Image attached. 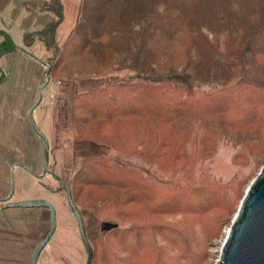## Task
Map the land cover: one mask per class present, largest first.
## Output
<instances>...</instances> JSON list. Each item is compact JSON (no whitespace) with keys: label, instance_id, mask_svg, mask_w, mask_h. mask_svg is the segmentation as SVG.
Returning a JSON list of instances; mask_svg holds the SVG:
<instances>
[{"label":"rangeland","instance_id":"374dc122","mask_svg":"<svg viewBox=\"0 0 264 264\" xmlns=\"http://www.w3.org/2000/svg\"><path fill=\"white\" fill-rule=\"evenodd\" d=\"M149 2L110 4L108 29L124 30ZM99 9L87 0H0V30L15 42L44 61L59 46L35 122L49 138L50 163L85 214L97 251L93 264H216L246 191L264 165V0H202L190 9L193 21L205 22L209 30L197 58L178 69V78L147 73L124 38L114 45L113 62L97 45L75 54L84 14L97 18ZM10 45L0 33V51ZM181 49L170 52L180 65L185 62L177 58ZM39 60L19 49L1 59L8 76L0 85V196L8 188L5 158L42 169L43 141L28 116L45 81L46 66ZM158 80L180 88L160 86ZM114 84L148 91L151 100L135 98L132 105L127 97L113 102L114 95L86 93ZM143 102L158 103L152 109L170 121L131 114ZM94 111L103 117L92 116ZM17 170L13 199L46 197L58 212L57 232L38 264H63V259L85 264L65 193H49ZM42 181L56 185L48 176ZM1 215L0 264H28L31 246L48 228L49 213ZM104 220L119 228L102 233Z\"/></svg>","mask_w":264,"mask_h":264},{"label":"trees","instance_id":"16d2710c","mask_svg":"<svg viewBox=\"0 0 264 264\" xmlns=\"http://www.w3.org/2000/svg\"><path fill=\"white\" fill-rule=\"evenodd\" d=\"M116 1L117 0H87V5H93L97 8L100 7L99 10H102V15L96 18L92 14V16L89 15L90 13L84 14V24L86 26L84 27V31L82 33L77 32V35L75 36L77 40V50L75 54H81V52L83 53L86 51L88 47L91 48V46L97 45L100 46L99 52L101 51L100 53L102 54L103 58L107 59L109 62L111 60L113 62L115 58L114 55L116 53V46L114 45L117 43V40L124 38L126 39L125 43H127V41H131V44L134 46L131 48V50L136 56L134 60L138 63H140V60H142L147 73L150 72L151 74H166L167 76L172 75L177 78L180 77L178 74V69L182 68V66L185 64L190 65L192 60L197 58V52L200 50V42H202V40H207V34L204 33V30L209 29L205 28V22H194L192 13L190 11V9L195 8L202 0H163V2L162 0H149V4H145L143 8L137 9V14L134 16L135 19L126 25L127 28L124 30L121 28L108 29V22L111 18H107L105 15L107 12L106 9L108 7L110 8V4L113 5ZM170 1L177 3L169 8L168 3H170ZM184 6H188V13L181 9L185 8ZM229 7L230 5L227 6V8ZM88 17L91 18L88 19ZM194 23H198L195 28L192 27ZM190 26L192 29L188 30ZM217 32L220 33V31ZM0 33L5 35L11 44L9 48H6L0 52L11 50V40L4 32L0 31ZM137 36L138 38H136ZM43 40L47 43H50L45 37ZM50 41H54V39L52 38ZM80 41H82V44H80ZM23 47L25 46L23 45ZM178 47L182 48L181 50H183V52L178 54L179 56L177 58L180 57V59H185L184 64L181 63V65L179 64V61L177 62L175 55H170V52H173ZM55 51V55L51 59L52 68L54 66L53 61L58 56V49H55ZM95 57L99 60L98 55ZM160 60L166 61V65L161 66ZM96 74L97 73H95V75ZM191 75L199 76V73L197 71H193L191 72ZM191 78L197 79L195 77ZM167 82L168 81L162 82L161 80H158L156 83L160 86L166 83L163 87L169 89L180 88L179 85H170ZM114 85L116 88H108V86H106V88L97 87L86 90V93L93 92V94H97L98 92H103L109 98H111V95H114L113 98L115 99H113V102L116 101L117 97H121L122 99L127 97V99H130V102L132 99V105L135 103V98H147L151 100L148 91L145 92L141 89L136 90L133 89V87L131 89L133 91L130 93L131 90L126 88V86H118L119 84ZM157 104L154 105L153 103L147 104L143 102V104H141L142 107L138 110L133 109L131 114H135L136 116H140L142 118L159 116L161 120L170 121L168 114L164 115L161 110L152 109V107L156 106ZM106 115L107 116H104V118H108V116H110V114ZM92 116L98 118L103 117V115L96 111L92 113ZM127 173L128 175H132L131 171H127ZM105 221L106 220L101 222ZM111 222L115 224L116 228H119V223L114 221ZM96 252L97 251L94 253L93 261L95 259ZM93 261L91 264H93Z\"/></svg>","mask_w":264,"mask_h":264},{"label":"water","instance_id":"95a60500","mask_svg":"<svg viewBox=\"0 0 264 264\" xmlns=\"http://www.w3.org/2000/svg\"><path fill=\"white\" fill-rule=\"evenodd\" d=\"M2 32H4L11 40L12 48L9 51L1 52L0 60L4 55L13 51L14 49H20L26 52L28 55L32 56L33 58L39 60L34 54H31L29 50L15 42L9 34H7L5 31ZM55 49H58V45L55 46ZM39 61L41 62V60ZM41 63L44 64L45 62ZM51 70L52 66L49 65L44 74L45 81L39 87V97L37 101L31 106L29 111V117L33 130L44 141L42 173L43 175L47 171L53 169V166L49 164L50 145L46 135L37 127L36 122L33 118V112L42 101L44 95V88L49 83ZM2 71L4 72L5 80L7 78V73L4 69H2ZM2 82L3 81H1L0 84ZM22 167H24L28 171H31L25 165H22ZM12 170L13 169H11V173ZM57 179L61 183L60 188L64 187L68 192L69 204L76 216L83 243L88 251L86 264H91L93 257V249L87 239L81 216L72 200L70 189L63 183V180L61 178L57 177ZM13 190L14 186L12 183L7 197L3 200L10 199L13 194ZM12 206L46 207L51 211V221L48 233L46 237L35 246L31 254L30 264H37V259L42 249L53 236L57 227L55 207L51 202L41 198L20 200L7 205L5 208ZM112 227L113 225H111V223L109 224V222L103 224V229L105 230L110 229ZM216 264H264V165L256 176V178L250 183L246 191V194L240 204L238 212L230 226L226 239L222 245L220 259Z\"/></svg>","mask_w":264,"mask_h":264},{"label":"flooded vegetation","instance_id":"af4514ba","mask_svg":"<svg viewBox=\"0 0 264 264\" xmlns=\"http://www.w3.org/2000/svg\"><path fill=\"white\" fill-rule=\"evenodd\" d=\"M2 32V31H1ZM15 50V49H14ZM13 50V51H14ZM20 50V49H19ZM13 51H11V52H13ZM11 52H9V53H11ZM1 53V52H0ZM9 53H7V54H9ZM6 54V55H7ZM53 55H55V52L53 53ZM5 56V55H4ZM3 56V57H4ZM2 59V58H1ZM51 59H52V57L50 58H47V59H45V61L44 60H41V62H45L44 64L43 63H41L40 61V63L42 64V65H44V66H46V70H47V68H48V66L49 65H51ZM52 66V65H51ZM2 69H4L5 70V68H3L2 67V65H1V60H0V70H1V72H2V74H3V76L2 77H0V82L1 81H3L0 85H2L6 80H7V78L4 80V78H5V75H4V72L2 71ZM6 71V70H5ZM7 73V72H6ZM45 74V73H44ZM8 76V75H7ZM31 108V107H30ZM30 108H29V111H30ZM28 116H29V112H28ZM33 118H34V120H36V122H37V119H36V109L34 110V112H33ZM29 120H30V117H29ZM30 123H31V121H30ZM31 126H32V124H31ZM33 128V127H32ZM34 131V130H33ZM35 132V131H34ZM36 134V133H35ZM37 135V134H36ZM38 136V135H37ZM39 137V136H38ZM47 138H48V136H46ZM40 138V137H39ZM41 140H42V138H41ZM48 140H49V138H48ZM43 141V140H42ZM49 145H50V142H49ZM43 147H44V141H43ZM49 159H50V157H49ZM25 165V166H27L31 171H28L27 169H25L24 167H22V165ZM49 164L51 165V166H53V169L52 170H49V171H47L44 175L42 174L43 173V154H42V169H41V172L39 173V172H37L35 169H33L30 165H27V164H25V163H23V162H19V161H15V162H9L8 161V159L7 158H5V165H6V167H7V172H8V188H7V192H6V194L4 195V196H0V217L2 216L1 214H4L6 211H16V210H35V209H42V211H44V212H48L49 213V222H48V228H47V230H46V232H45V234L41 237V238H39L32 246H31V248H30V252H29V262H28V264H30L31 262H30V260H31V254H32V252H33V250H34V248H35V246L41 241V240H43L45 237H46V235H47V233H48V230H49V228H50V221H51V211L48 209V208H46V207H8V208H5L7 205H9V204H12V203H14V202H17V201H20V200H30V199H36V198H41V199H45V200H47V201H49V202H51L53 205H54V207H55V210H56V217H57V214H58V212H57V208H56V206H55V204L50 200V199H48V198H46V197H35V198H26V199H13V197H14V195H15V193H16V188H17V185H18V177H17V169L19 168V169H22V170H24V171H26L27 173H29L33 178H35L36 179V181H37V184L38 185H40L43 189H45L47 192H49V193H52V194H56V193H59V192H64L65 193V196H66V202H67V205H68V208H69V210H70V212H71V214H72V216H73V218H74V220H75V222H76V227H77V232H78V236H79V239H80V242H81V244H82V246H83V248H84V250H85V254H86V260H87V255H88V251H87V249H86V247H85V245H84V243H83V240H82V237H81V233H80V229H79V225H78V222H77V219H76V216H75V214H74V212H73V210H72V208H71V206H70V204H69V201H68V192H67V190L64 188V187H62V188H60V186H61V183L59 182V180L57 179V177L58 178H61L62 180H63V183L70 189V191H71V196H72V200H73V202H74V204H75V206H76V208H77V210H78V212H79V214H80V216H81V219H82V222H83V225H84V228H85V232H86V236H87V239H88V241H89V243H90V245H91V247H92V249H93V256H94V253H95V251H96V246L95 245H93L92 244V242L90 241V238H89V234H88V230H87V222H86V217H85V214H84V212L82 211V209L79 207V205L75 202V200H74V194H73V191H72V189H71V187H70V185L68 184V182L65 180V178L63 177V175L61 174V175H59V174H57L56 173V165H55V163H53V164H51L50 163V161H49ZM11 169H13L12 170V173H11ZM42 175V176H41ZM50 177L51 179H53L55 182H56V185H55V183H52V182H47V181H42V179L43 178H45V177ZM13 183V186H14V190H13V194H12V196L10 197V199H8V200H3V199H5L6 197H7V195H8V193H9V190H10V187H11V184ZM106 222H109V224L111 223V225H113V227L112 228H110V229H103V224L104 223H106ZM99 227H100V231L103 233H105V232H109V231H114V230H117L118 228H116V226H115V224L114 223H112L111 221H105V222H100V224H99ZM57 229H58V217H57V227H56V230H55V232H54V234H53V236L55 235V233L57 232ZM53 236L50 238V240L47 242V244L46 245H48L49 244V242L51 241V239L53 238ZM46 245H45V247H46ZM45 247L42 249V251H41V253H40V255H39V257H38V259H37V264L39 263V259H40V257H41V254L43 253V250L45 249ZM1 252V251H0ZM92 261H93V257H92ZM92 261H91V263H92ZM63 264H71V262L70 261H68V260H66V259H63ZM86 264V263H85Z\"/></svg>","mask_w":264,"mask_h":264},{"label":"bare ground","instance_id":"6f19581e","mask_svg":"<svg viewBox=\"0 0 264 264\" xmlns=\"http://www.w3.org/2000/svg\"><path fill=\"white\" fill-rule=\"evenodd\" d=\"M178 237H179V235H178ZM178 242V241H177Z\"/></svg>","mask_w":264,"mask_h":264}]
</instances>
